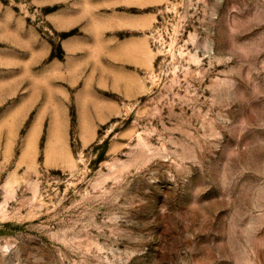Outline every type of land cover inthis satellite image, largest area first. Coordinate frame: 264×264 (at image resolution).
I'll return each mask as SVG.
<instances>
[{
    "label": "rangeland",
    "instance_id": "374dc122",
    "mask_svg": "<svg viewBox=\"0 0 264 264\" xmlns=\"http://www.w3.org/2000/svg\"><path fill=\"white\" fill-rule=\"evenodd\" d=\"M0 264H264V0H0Z\"/></svg>",
    "mask_w": 264,
    "mask_h": 264
},
{
    "label": "crops",
    "instance_id": "0c3cea01",
    "mask_svg": "<svg viewBox=\"0 0 264 264\" xmlns=\"http://www.w3.org/2000/svg\"><path fill=\"white\" fill-rule=\"evenodd\" d=\"M142 46H143V49L146 51V50H147L146 42H142ZM140 48H141V47H140Z\"/></svg>",
    "mask_w": 264,
    "mask_h": 264
}]
</instances>
